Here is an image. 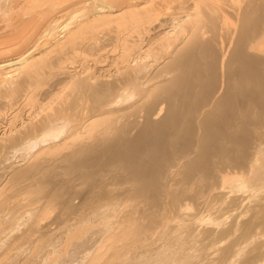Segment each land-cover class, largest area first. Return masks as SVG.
Masks as SVG:
<instances>
[{
  "label": "bare ground",
  "instance_id": "bare-ground-1",
  "mask_svg": "<svg viewBox=\"0 0 264 264\" xmlns=\"http://www.w3.org/2000/svg\"><path fill=\"white\" fill-rule=\"evenodd\" d=\"M236 231L264 264V0H0V264H235Z\"/></svg>",
  "mask_w": 264,
  "mask_h": 264
},
{
  "label": "rangeland",
  "instance_id": "rangeland-1",
  "mask_svg": "<svg viewBox=\"0 0 264 264\" xmlns=\"http://www.w3.org/2000/svg\"><path fill=\"white\" fill-rule=\"evenodd\" d=\"M251 197V196H250ZM258 197H260V196H258ZM257 196H253V197H251L250 198V201H249V205H253V203H255L259 198H258ZM252 199V200H251ZM216 200L218 201L217 202V205H219L220 206V209H218V210H216V212H214L212 215L213 216H215L216 217V220L218 219L219 220V222H217V223H215L216 225H218V226H225V225H227L228 223V226L231 224V223H234V221H237L235 218H237L238 219V222H239V220H241V221H243L245 218H247L248 217V215H249V213H248V215L247 216H244L245 218L243 219H241V213H242V211H240V210H243V211H245V209H244V207L242 208H239L238 210H235V212H233L234 210H233V208L235 207L234 205V207H231L232 206V202H230L229 200H231L230 199V197L228 198V205H226V204H224V203H222L223 202V198H222V196L221 195H218V196H216ZM252 202V203H251ZM230 204H231V206H230ZM248 205V206H249ZM226 206H228V207H226ZM232 208V209H231ZM189 212L190 213H192V214H196L197 212L194 210V209H190L189 210ZM205 213H207V212H205ZM201 215V214H200ZM193 216V215H192ZM197 217H199V215L197 216ZM196 217V218H197ZM234 217V218H233ZM235 219V220H234ZM194 220H195V218H194ZM222 220V221H221ZM234 220V221H233ZM220 221H221V223H220ZM226 221V222H225ZM226 223V224H225ZM257 232V231H256ZM230 233V234H229ZM228 233V235L230 236H228V246L230 245V244H232V243H229V242H233V244H235V241H236V243H238V244H240V242L243 240L244 241V237L245 236H242V234H241V232H239V231H236V232H229ZM232 233V234H231ZM237 233L239 234V235H237ZM236 234V235H235ZM241 234V235H240ZM236 237V238H235ZM240 239H239V238ZM247 237V236H246ZM244 238V239H243ZM262 238V239H261ZM251 239V238H250ZM264 239V235H263V237H262V235L260 234V236H258L257 237V240H255L256 242H261V240H263ZM232 240V241H231ZM242 241V242H243ZM246 242H250V241H246ZM245 241H244V243H242V244H247L246 246H245V250L243 249V251L244 252H246V254H247V252H248V249H250L253 245V243H255V242H252L251 244L249 243V245H248V243H246ZM239 245H236V247H238ZM249 248H248V247ZM248 248V249H247ZM217 247L215 246V249H214V247H213V250H212V252H216L217 250ZM243 253V252H242ZM241 253V254H242ZM240 254V255H241ZM246 254H242V256H243V258H242V256H239L238 258H237V260H238V262L239 263H236L237 262V260H236V262H235V264H240L241 262L242 263H244V264H251V263H253V264H255V262H253V261H250V260H248V258H246V257H248V255L249 254H247V256H246ZM241 259V260H240ZM245 259V260H244ZM248 260V261H247ZM245 261V262H244ZM251 263H250V262Z\"/></svg>",
  "mask_w": 264,
  "mask_h": 264
}]
</instances>
